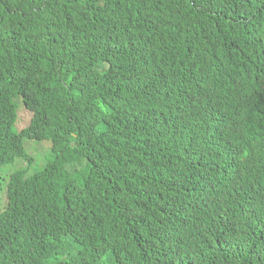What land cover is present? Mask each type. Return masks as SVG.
<instances>
[{"label":"trees","instance_id":"trees-1","mask_svg":"<svg viewBox=\"0 0 264 264\" xmlns=\"http://www.w3.org/2000/svg\"><path fill=\"white\" fill-rule=\"evenodd\" d=\"M262 53L264 0H0V264H264V161L189 127L264 126Z\"/></svg>","mask_w":264,"mask_h":264},{"label":"clouds","instance_id":"clouds-1","mask_svg":"<svg viewBox=\"0 0 264 264\" xmlns=\"http://www.w3.org/2000/svg\"><path fill=\"white\" fill-rule=\"evenodd\" d=\"M249 35V34H248ZM231 50L237 51L238 48L236 46H232ZM169 57H164L165 62H169ZM234 62L226 59L225 61H221L219 66L225 64L233 65ZM215 69L208 71L203 70L201 72V77L205 79H209L211 74H214L216 70H218L219 66L216 68V64L214 65ZM253 72L255 74H262L264 72V53L260 54L256 57V61L254 63ZM199 76V75H198ZM238 83H242L247 88V94L244 100L250 101V108L254 107H264V83L260 80L254 78L252 72L243 70L238 79ZM218 100L211 98L208 101L209 110L202 108L193 118L192 123L189 127L193 129L199 128L202 123H206V136L205 139L209 141L210 139L217 138L222 139L223 133L225 129H231L237 124H241L237 131V137L240 138V151L241 154H248L251 161L254 163L255 169H257L260 162L264 161V126L260 123H254L251 126H243L244 123L242 121L241 116V107L234 106L232 103L234 114L232 117L223 116L217 112H213L210 110L212 104ZM235 116L240 120L239 123ZM203 153L207 156L211 154L209 146L204 149ZM183 168V165H182ZM181 168V169H182ZM179 171V170H178ZM243 174V175H241ZM246 167L241 160L235 158V164L232 167V170L227 171L226 176H231V181L233 184H241L240 176L245 180ZM154 182L151 179L145 181L142 186L138 184L134 188L128 189H118V195L120 197L126 196L128 198L138 197L141 193H152L156 194L154 190H152ZM232 186V185H231ZM233 187V186H232ZM147 248H142L136 257V264H143V260L140 259L138 255L143 254Z\"/></svg>","mask_w":264,"mask_h":264},{"label":"rangeland","instance_id":"rangeland-1","mask_svg":"<svg viewBox=\"0 0 264 264\" xmlns=\"http://www.w3.org/2000/svg\"><path fill=\"white\" fill-rule=\"evenodd\" d=\"M17 116H18V119L16 122V127L18 130H21L28 125V123L30 122L32 114L30 115V113L25 108L20 107L18 109ZM29 146H30V149H29L30 154L34 153V148L38 149L39 152H43L44 150H47L49 148L48 144H39L37 146H34L33 144H29Z\"/></svg>","mask_w":264,"mask_h":264}]
</instances>
